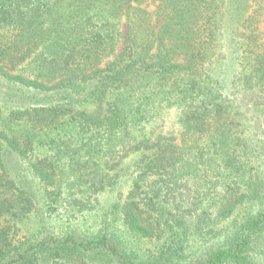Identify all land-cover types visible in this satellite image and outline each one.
I'll list each match as a JSON object with an SVG mask.
<instances>
[{"label": "trees", "instance_id": "obj_1", "mask_svg": "<svg viewBox=\"0 0 264 264\" xmlns=\"http://www.w3.org/2000/svg\"><path fill=\"white\" fill-rule=\"evenodd\" d=\"M232 1L0 0V81L14 91L0 97V264H262L264 145L246 130L263 125L264 0L241 2L227 91L214 67L230 58ZM169 108L180 139L136 136ZM134 136L122 217L158 252L143 258L105 233L20 237L28 173L54 204L81 177L74 167L114 161ZM218 226L222 237L187 253L189 231L210 244Z\"/></svg>", "mask_w": 264, "mask_h": 264}, {"label": "rangeland", "instance_id": "obj_2", "mask_svg": "<svg viewBox=\"0 0 264 264\" xmlns=\"http://www.w3.org/2000/svg\"><path fill=\"white\" fill-rule=\"evenodd\" d=\"M242 1L245 0L232 1L228 6L230 11L228 13L225 52L230 58L214 67V73L220 74L227 91L231 89V80H233L236 71L234 61L231 60L230 33L233 28H240L239 26L247 14V11L245 12L241 7ZM147 8L152 10L155 5L149 4ZM7 86L0 81L1 98L6 96L8 92L9 96L14 94V91H8ZM261 120L263 125L257 135H255L253 126L246 130L249 141H255L260 146L264 145L261 143L264 141V132L262 131L264 115L261 116ZM72 130L70 126H67L63 131L68 133L67 137H72L76 133L75 130ZM134 130L138 129L135 128ZM140 133H144L151 140L160 135L174 136L180 139L182 126L177 119V110L175 108L162 110L153 121L144 126L141 132L136 133V136H139ZM133 135L135 134L133 133ZM136 136L131 139V143L123 149L118 158L108 163L110 167L102 162L98 166L92 162L88 165L79 164L74 167V170L79 172L76 175L80 174L81 177L79 179L75 177L66 179L62 197L54 204L51 203L48 196L46 197L45 190L39 181L33 180L28 173L26 186L31 191L33 204L19 220L20 237L27 234L40 237L46 234L57 237L73 234L81 238H88L98 233H105L114 238L130 253L143 258H146L150 254L149 252H158L162 245L161 242L140 238L131 233L122 217L123 203L139 170L138 157L140 154L134 149H129ZM231 220L228 219L224 222L221 227L222 231L224 227L230 224ZM219 229L218 226L216 237L220 235ZM220 237L222 236L208 244L201 239L199 233L192 229L188 232L184 247L189 253L188 243L192 241L196 242L200 246V250L203 251ZM262 264H264V260Z\"/></svg>", "mask_w": 264, "mask_h": 264}]
</instances>
